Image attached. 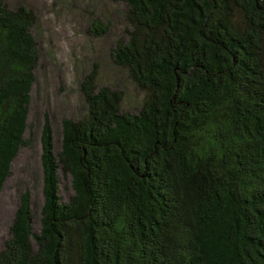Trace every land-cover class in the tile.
<instances>
[{
    "label": "trees",
    "instance_id": "1",
    "mask_svg": "<svg viewBox=\"0 0 264 264\" xmlns=\"http://www.w3.org/2000/svg\"><path fill=\"white\" fill-rule=\"evenodd\" d=\"M90 3L121 25L108 57L142 103L123 111L94 65L85 115L56 136L44 114L42 205L19 194L0 264H264V0ZM92 11L89 35L111 36ZM36 24L0 0V191L30 141Z\"/></svg>",
    "mask_w": 264,
    "mask_h": 264
},
{
    "label": "rangeland",
    "instance_id": "2",
    "mask_svg": "<svg viewBox=\"0 0 264 264\" xmlns=\"http://www.w3.org/2000/svg\"><path fill=\"white\" fill-rule=\"evenodd\" d=\"M22 1L32 8L37 17L35 36L40 49L39 68L29 108L25 138L29 145L20 150L13 161L10 174L0 191V248L8 237V229L18 206V196L28 189L32 196V209L38 214L42 205L40 183L39 133L44 114L48 117L56 136L61 119L81 118L86 113L80 84L84 76L97 65L96 85H108L122 92V109L135 112L144 94L112 65L107 48L119 36L121 25L111 16V6L100 4L95 8L90 0H9ZM103 21L112 23L108 38H94L87 32L89 11ZM117 26V28H115ZM35 175V177H32ZM67 180L61 178L60 193L69 195Z\"/></svg>",
    "mask_w": 264,
    "mask_h": 264
}]
</instances>
